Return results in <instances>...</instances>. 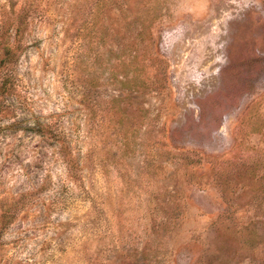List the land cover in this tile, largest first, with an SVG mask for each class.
Instances as JSON below:
<instances>
[{
  "label": "rangeland",
  "instance_id": "374dc122",
  "mask_svg": "<svg viewBox=\"0 0 264 264\" xmlns=\"http://www.w3.org/2000/svg\"><path fill=\"white\" fill-rule=\"evenodd\" d=\"M4 79L0 264H264V0H0Z\"/></svg>",
  "mask_w": 264,
  "mask_h": 264
},
{
  "label": "trees",
  "instance_id": "16d2710c",
  "mask_svg": "<svg viewBox=\"0 0 264 264\" xmlns=\"http://www.w3.org/2000/svg\"><path fill=\"white\" fill-rule=\"evenodd\" d=\"M12 47L11 46H9V45H7L6 46V48H5V53H4V55H5V59L7 58V56L9 55V51L10 50H12L11 49ZM3 60V62H5L6 60ZM9 61V60H8ZM7 61V62H8ZM9 87H10V82L8 81V80H6V79H4L1 83H0V93L2 92H5V91H7L8 89H9Z\"/></svg>",
  "mask_w": 264,
  "mask_h": 264
},
{
  "label": "bare ground",
  "instance_id": "6f19581e",
  "mask_svg": "<svg viewBox=\"0 0 264 264\" xmlns=\"http://www.w3.org/2000/svg\"><path fill=\"white\" fill-rule=\"evenodd\" d=\"M251 26V25H250ZM248 53V52H247ZM244 58V57H243ZM257 62V61H256Z\"/></svg>",
  "mask_w": 264,
  "mask_h": 264
}]
</instances>
